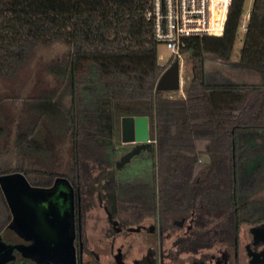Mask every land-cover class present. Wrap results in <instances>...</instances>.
<instances>
[{"label": "trees", "instance_id": "trees-1", "mask_svg": "<svg viewBox=\"0 0 264 264\" xmlns=\"http://www.w3.org/2000/svg\"><path fill=\"white\" fill-rule=\"evenodd\" d=\"M243 5L230 0L221 35L184 38L190 74L178 98L155 89L165 66L147 17L150 0H0V72L24 59L27 43L70 46L65 67L51 69L65 76L70 133L78 137L83 122L113 130L124 116L147 117L151 142L144 149L157 158L168 206L193 213L198 229L204 215L218 212L224 216L218 232L234 241L242 223L264 216L256 219L257 202L242 191V185L264 189V0L252 1L232 62ZM208 54L263 81L209 78ZM121 145L112 143L111 153L128 150ZM71 159L74 169L75 153ZM256 198L262 207L264 195Z\"/></svg>", "mask_w": 264, "mask_h": 264}, {"label": "rangeland", "instance_id": "rangeland-1", "mask_svg": "<svg viewBox=\"0 0 264 264\" xmlns=\"http://www.w3.org/2000/svg\"><path fill=\"white\" fill-rule=\"evenodd\" d=\"M252 1L244 0V18L249 14ZM242 35L240 31L237 32L232 48V62L237 60ZM70 49V46L60 41L49 44L27 43L23 47L24 59L10 71L0 72V174H21L34 187L44 186L48 184V171L67 172L66 168L72 166L71 158L75 153V168L81 173V182L90 189L97 184L102 190L98 197L99 206L113 204L115 210H110L112 215L127 220L125 224L129 227L141 228L146 225L154 229L130 233L129 246L134 251L129 254L128 261L133 262L135 259L137 264H193L194 261L195 264H220L224 260L225 264H242V245L251 236V223L244 222L240 225L236 247L228 233L218 232L219 228L223 229L220 223L224 216L218 212L204 215L206 225L198 230H209L199 233L195 239H190L192 233L187 234L185 238L189 240L183 245L181 243L184 236H180L170 221L176 217L188 216V211L176 210L172 208L173 204L168 206L166 203L170 194H166L160 187L163 177L158 172L157 158L154 153L151 155V150L143 149L123 166L116 167L120 157L133 147L130 143L121 145L119 124L117 128L110 130L104 124L90 126L83 122L78 137L70 133L67 113L70 97L65 76L51 70L65 67ZM186 56L184 52L180 60L179 90L164 92V96H183L185 80L190 74ZM157 59L165 68L173 61L169 51L161 43L157 44ZM205 67L208 77L212 79L225 77L244 83L263 81L258 73L233 68L210 54L207 55ZM42 100L49 102L42 104ZM50 102L56 104L51 105ZM112 143L120 144L128 150L112 154ZM206 162L204 157L200 158L198 164L204 166ZM202 177L204 174L200 175ZM261 187L242 185L243 195L257 202L254 203L256 219L264 212V205L261 207L256 198L264 195L262 184ZM103 192H113V195L108 200ZM221 200L219 198L220 203ZM89 208L87 216L91 229L93 216H103V212H98L97 208L91 206ZM6 216L7 208L0 190L1 228ZM261 220H264V216L259 221ZM159 226L164 228V233L178 234L174 237L163 235ZM204 254L212 256L211 262L203 258Z\"/></svg>", "mask_w": 264, "mask_h": 264}, {"label": "flooded vegetation", "instance_id": "flooded-vegetation-1", "mask_svg": "<svg viewBox=\"0 0 264 264\" xmlns=\"http://www.w3.org/2000/svg\"><path fill=\"white\" fill-rule=\"evenodd\" d=\"M150 142L149 139L147 147ZM130 144L135 146L137 143ZM66 169L67 172L48 171V184L40 186L48 189V215L44 225L46 231L42 238L40 234L24 231L14 223L10 208L1 191L7 216L2 228L0 227V264H131L133 262L137 264L135 259L133 262L128 261L129 254L134 251L129 246L130 233L139 232L141 229H153V227L146 225L141 228L129 227L125 224L127 220L112 215L110 210H115L113 204H108L110 209L107 205L97 204L98 197L102 193L97 184H94L92 189L87 188L81 182L79 169ZM29 185L34 187L31 183ZM103 195L109 200L113 192L106 194L103 192ZM90 206L97 208L98 212L100 210L103 212V216H93L91 229L87 216ZM170 222L180 236H184V241L181 243L183 245L189 240L185 238L187 234L192 233L190 239H195L199 233L208 230H198V223L193 213L176 217ZM261 224H264V220L251 223L250 227L252 229ZM159 231L168 237L178 234L164 233V228L161 226ZM250 234L249 240L242 245L244 250L242 264H264L258 256L259 253H264V234L257 237H254L251 231ZM237 241L238 236L233 241L236 247ZM37 245L39 246L36 247ZM203 258L210 262L212 260L211 255L204 254ZM220 264H225V261H220Z\"/></svg>", "mask_w": 264, "mask_h": 264}, {"label": "water", "instance_id": "water-1", "mask_svg": "<svg viewBox=\"0 0 264 264\" xmlns=\"http://www.w3.org/2000/svg\"><path fill=\"white\" fill-rule=\"evenodd\" d=\"M179 88L180 64L177 59H173L160 74L155 89L163 92H173L179 90ZM120 141L123 144H137L120 157L116 162V167L123 166L136 152L146 147L145 144L149 142L147 117H122L120 119ZM0 189L10 208L14 223L24 231H33L40 234L42 238L46 231L44 225L48 215V189L30 186L21 174H1ZM251 232L254 237L261 236V234H264V224L254 226ZM258 256L264 262V253H259Z\"/></svg>", "mask_w": 264, "mask_h": 264}, {"label": "built area", "instance_id": "built-area-1", "mask_svg": "<svg viewBox=\"0 0 264 264\" xmlns=\"http://www.w3.org/2000/svg\"><path fill=\"white\" fill-rule=\"evenodd\" d=\"M229 3L230 0H150L147 17L152 22L153 38L180 64L185 37L222 34ZM247 18L241 12V33L246 30Z\"/></svg>", "mask_w": 264, "mask_h": 264}]
</instances>
